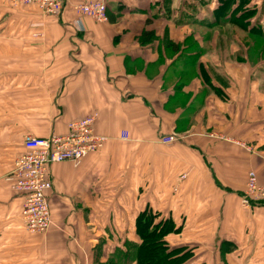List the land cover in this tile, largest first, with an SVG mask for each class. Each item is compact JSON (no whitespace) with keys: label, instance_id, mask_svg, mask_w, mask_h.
<instances>
[{"label":"crops","instance_id":"crops-1","mask_svg":"<svg viewBox=\"0 0 264 264\" xmlns=\"http://www.w3.org/2000/svg\"><path fill=\"white\" fill-rule=\"evenodd\" d=\"M103 1L109 20L85 17L81 31L72 9L53 16L0 0V264H89L100 228L116 248L139 244L145 209L181 227L167 240L190 249L184 264H264V204H242L248 172L264 182V79H240L248 60L227 63L228 79H210L205 55L184 59L187 37L200 44L203 30L236 24L224 23L228 8L217 11L220 0ZM247 5L254 14L243 30L264 38V0ZM145 32H154L151 42L141 41ZM93 113L107 143L77 166L51 167L53 225L28 232L10 180L26 137L64 135ZM172 133L175 143L161 142Z\"/></svg>","mask_w":264,"mask_h":264},{"label":"built area","instance_id":"built-area-1","mask_svg":"<svg viewBox=\"0 0 264 264\" xmlns=\"http://www.w3.org/2000/svg\"><path fill=\"white\" fill-rule=\"evenodd\" d=\"M6 1L14 6H36L44 14L53 16H63L72 9L81 31L84 30L82 22L85 17L101 23L109 20L108 5L103 0H88L76 4H71V0ZM97 118L98 114L93 113L71 121L69 131L64 135L26 137V151L16 158L10 180L12 189L24 198L22 219L28 232L45 233L53 225L49 198V191L54 187L51 167L65 161L73 162L77 166L88 155L102 150L107 143L108 138L96 131ZM123 138L128 139V134ZM177 140L176 133L161 138V142L166 145H171ZM185 177L186 175H183V178ZM242 204L247 207L264 204V182L260 181L255 170L248 172Z\"/></svg>","mask_w":264,"mask_h":264},{"label":"rangeland","instance_id":"rangeland-1","mask_svg":"<svg viewBox=\"0 0 264 264\" xmlns=\"http://www.w3.org/2000/svg\"><path fill=\"white\" fill-rule=\"evenodd\" d=\"M200 32H202V28H198ZM194 37H187L186 49L189 51L188 53H192L194 55L202 56L205 55V62L207 63V69L211 74L212 79H228L225 77V69L227 63L236 62L238 64L241 61H250V63L254 66L251 68L240 69L241 74L240 79L248 77L249 79H264V67H258L261 61L264 59V38L259 37L258 35H249L243 30L242 24H232L230 26L220 28V29H212V30H203L202 39H204L203 43H197ZM242 41V43L246 46V49H238L235 44H237V40ZM238 49V50H236ZM235 51V52H233ZM234 53V54H233ZM238 62V63H237ZM192 76L196 78V73L191 71ZM105 229H98L96 245L94 250L92 251V258L89 259V264H111L113 261L112 255L110 256V252L112 250L117 249L116 243L113 245L106 242L103 238ZM169 235L166 236L168 239ZM105 243H104V242ZM134 247L136 246L133 242ZM132 244H129L132 245ZM118 253H120L118 255ZM124 254L125 251L123 250ZM122 253L114 252L118 257H123ZM127 255V254H125ZM132 255V256H130ZM130 255L126 257L130 258L131 263H138V261L133 259L132 257L136 256V251L132 248ZM158 255V253H156ZM124 258V257H123ZM156 257L153 258L151 256L148 264H155ZM130 262L128 264H130ZM86 264V260H85Z\"/></svg>","mask_w":264,"mask_h":264},{"label":"trees","instance_id":"trees-1","mask_svg":"<svg viewBox=\"0 0 264 264\" xmlns=\"http://www.w3.org/2000/svg\"><path fill=\"white\" fill-rule=\"evenodd\" d=\"M249 1L250 0H220V5L218 6L219 8H217V11L228 8L224 23L234 22L236 24H242L243 28H247L249 24H251L248 19L254 14L253 11L248 9L247 4H249ZM191 3L192 4H186V7L195 10V3ZM181 18L185 19L183 17ZM153 33L154 32H145L141 41L143 43L151 42ZM173 47L176 51L181 50V45L179 44L173 45ZM198 58L197 55L192 54L190 57L184 59L187 60L186 63L195 64V62L198 61ZM201 70L204 79H209L205 68L202 67ZM158 217V213L149 209H145L139 213L136 219L135 234L139 237L141 242L139 244L135 243L136 246L134 247V244H132L133 242L128 241L124 243L125 250L117 248L115 252L120 251L122 253L123 250L125 251L124 254L122 253L124 258L120 257L121 255L118 257L116 254H113V261L111 264H122L120 259H125L124 264H128L130 258L127 259L126 257L130 255L132 248L136 251V256L132 257L135 261H138L136 264H148L152 255L153 258L156 257L155 264H184L191 257L190 249H187L186 247H173L166 239V236L171 233H179L181 227L176 225L172 217H163L156 221ZM129 244L132 245L129 246ZM156 253H158V255H156ZM119 254L120 253H118V255Z\"/></svg>","mask_w":264,"mask_h":264}]
</instances>
